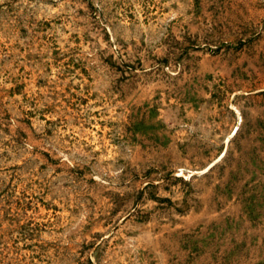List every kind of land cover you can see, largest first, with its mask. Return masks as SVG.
<instances>
[{
  "label": "rangeland",
  "instance_id": "1",
  "mask_svg": "<svg viewBox=\"0 0 264 264\" xmlns=\"http://www.w3.org/2000/svg\"><path fill=\"white\" fill-rule=\"evenodd\" d=\"M0 264H264V0H0Z\"/></svg>",
  "mask_w": 264,
  "mask_h": 264
}]
</instances>
